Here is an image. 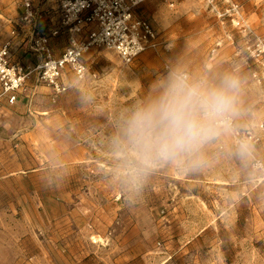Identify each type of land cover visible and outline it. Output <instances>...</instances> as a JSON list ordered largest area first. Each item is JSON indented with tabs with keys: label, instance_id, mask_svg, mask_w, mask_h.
Masks as SVG:
<instances>
[{
	"label": "rangeland",
	"instance_id": "1",
	"mask_svg": "<svg viewBox=\"0 0 264 264\" xmlns=\"http://www.w3.org/2000/svg\"><path fill=\"white\" fill-rule=\"evenodd\" d=\"M22 1L0 0V43L27 65V39L11 35ZM46 2L34 0L42 12ZM135 13L158 50L124 64L98 49L65 92L30 79L15 103L0 98V241L12 264H264V0H143ZM50 44L59 55L66 38ZM170 70L239 76L234 128L201 167L159 164L129 182L122 118Z\"/></svg>",
	"mask_w": 264,
	"mask_h": 264
},
{
	"label": "built area",
	"instance_id": "2",
	"mask_svg": "<svg viewBox=\"0 0 264 264\" xmlns=\"http://www.w3.org/2000/svg\"><path fill=\"white\" fill-rule=\"evenodd\" d=\"M142 1L52 0V7L42 12L34 0H23L20 23H16L11 35L13 39H27V51L36 62L23 65L11 61V42L0 43V98L15 103L30 79L55 94L63 93L68 89L66 74L82 79L89 69L87 55L98 49L114 52L124 64L147 50H158L159 33L135 13ZM40 21L46 22L45 29L40 28ZM58 36L66 38V45L55 55L50 41Z\"/></svg>",
	"mask_w": 264,
	"mask_h": 264
},
{
	"label": "clouds",
	"instance_id": "3",
	"mask_svg": "<svg viewBox=\"0 0 264 264\" xmlns=\"http://www.w3.org/2000/svg\"><path fill=\"white\" fill-rule=\"evenodd\" d=\"M241 86L234 73L190 79L170 70L154 80L145 98L121 121L118 145L126 179L139 183L159 164L201 167L206 147L232 129ZM238 151L244 154L247 147L241 144Z\"/></svg>",
	"mask_w": 264,
	"mask_h": 264
},
{
	"label": "crops",
	"instance_id": "4",
	"mask_svg": "<svg viewBox=\"0 0 264 264\" xmlns=\"http://www.w3.org/2000/svg\"><path fill=\"white\" fill-rule=\"evenodd\" d=\"M46 5L48 7H52L53 3L46 2ZM13 251L14 250L10 243L0 241V264H12L13 262H17V255H15V252L13 253Z\"/></svg>",
	"mask_w": 264,
	"mask_h": 264
}]
</instances>
